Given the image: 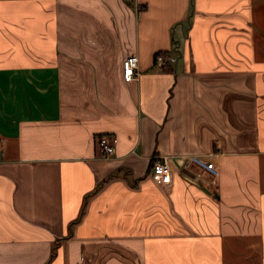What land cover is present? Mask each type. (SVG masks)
I'll return each instance as SVG.
<instances>
[{
  "label": "crops",
  "instance_id": "0c3cea01",
  "mask_svg": "<svg viewBox=\"0 0 264 264\" xmlns=\"http://www.w3.org/2000/svg\"><path fill=\"white\" fill-rule=\"evenodd\" d=\"M0 264H264V0H0Z\"/></svg>",
  "mask_w": 264,
  "mask_h": 264
},
{
  "label": "built area",
  "instance_id": "2783aa9c",
  "mask_svg": "<svg viewBox=\"0 0 264 264\" xmlns=\"http://www.w3.org/2000/svg\"><path fill=\"white\" fill-rule=\"evenodd\" d=\"M144 7L141 5L137 6V10H142ZM167 56L160 54L156 57V63L159 67H163L167 63ZM123 78L125 81H131L139 77V59L136 54L128 55L124 58L122 63ZM117 144V137L113 134H104L98 137L97 145L99 151L105 156H110L115 153ZM189 162L206 171L213 178L218 176L217 166L210 161L203 160L196 156L189 157ZM153 179L158 184H169L171 182V170L166 158H157L152 166Z\"/></svg>",
  "mask_w": 264,
  "mask_h": 264
}]
</instances>
